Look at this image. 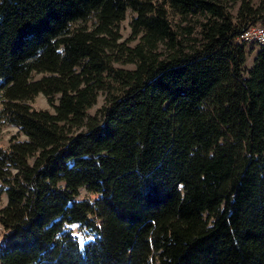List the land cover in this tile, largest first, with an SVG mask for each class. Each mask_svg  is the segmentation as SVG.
Returning <instances> with one entry per match:
<instances>
[{"label": "trees", "instance_id": "16d2710c", "mask_svg": "<svg viewBox=\"0 0 264 264\" xmlns=\"http://www.w3.org/2000/svg\"><path fill=\"white\" fill-rule=\"evenodd\" d=\"M260 26L264 0H0V264H264Z\"/></svg>", "mask_w": 264, "mask_h": 264}, {"label": "rangeland", "instance_id": "374dc122", "mask_svg": "<svg viewBox=\"0 0 264 264\" xmlns=\"http://www.w3.org/2000/svg\"><path fill=\"white\" fill-rule=\"evenodd\" d=\"M156 2H159L160 0H154ZM229 11L233 14L235 9H236V6L237 4H230L229 5ZM132 14L129 12V11H126L125 12V15H124V18L122 21L119 22L118 24V34H119V42H125L127 44V46H132L134 43H135V40H131L130 38V27H129V21H130V18H131ZM171 23L172 25H174L173 23H176L177 22V17H174L173 19L171 18ZM94 19L93 17H89L88 19H86L85 21H80V22H77L76 25H83L85 27H90L93 23ZM186 24H190L189 23H185V22H182V23H178V26L179 27H183L184 25ZM179 27L175 26L174 28L175 29H179ZM190 37H196V30L194 28L192 34ZM247 47H250L251 49H248L247 50V53H246V59H245V62H244V69H247L250 67L251 65V62H252V58H253V55L255 53V49L257 47L256 44H251V45H248ZM114 67L116 68H121V69H130L132 68V65L131 64H126V63H113L112 64ZM243 75V74H242ZM35 77H39V75H35ZM103 94L102 93H99L96 97V101L95 103L87 110V113L89 115H93L96 113L97 109L102 105L103 103ZM30 106L33 108V109H42V110H47L49 112H52V109L51 107L48 106V104L46 103V100L45 98L41 95V94H37L32 102L30 103ZM10 137H14L15 139L17 140H22L24 139V136L17 132L16 128L14 126H10V125H3L0 127V146L2 147H6L7 145V141ZM81 198H89V199H92L93 196L92 195H89L87 194L83 188L79 189L78 190V196H77V199H81ZM5 204V197H4V194H1L0 195V206H3ZM65 229H69L71 234L72 235H75L78 239H81L83 236L81 233H78L76 231V226L75 224H69V225H66L65 226ZM2 229L0 227V237H1V234H2Z\"/></svg>", "mask_w": 264, "mask_h": 264}, {"label": "built area", "instance_id": "2783aa9c", "mask_svg": "<svg viewBox=\"0 0 264 264\" xmlns=\"http://www.w3.org/2000/svg\"><path fill=\"white\" fill-rule=\"evenodd\" d=\"M235 40L244 43H254L264 48V27H249L243 30Z\"/></svg>", "mask_w": 264, "mask_h": 264}]
</instances>
